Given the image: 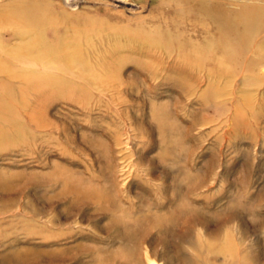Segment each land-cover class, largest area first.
I'll return each instance as SVG.
<instances>
[{
	"label": "rangeland",
	"instance_id": "374dc122",
	"mask_svg": "<svg viewBox=\"0 0 264 264\" xmlns=\"http://www.w3.org/2000/svg\"><path fill=\"white\" fill-rule=\"evenodd\" d=\"M219 1L264 7L0 0V264H264V26L217 61ZM39 12L102 27L75 68L16 63Z\"/></svg>",
	"mask_w": 264,
	"mask_h": 264
},
{
	"label": "bare ground",
	"instance_id": "6f19581e",
	"mask_svg": "<svg viewBox=\"0 0 264 264\" xmlns=\"http://www.w3.org/2000/svg\"><path fill=\"white\" fill-rule=\"evenodd\" d=\"M225 4V2L219 1L210 5L208 13L214 22V38L204 43L205 50L209 54L215 46L220 47L219 52H216V60L219 62L229 58L235 60L238 54L243 56L249 43L253 40L252 36L254 37L255 34L259 33L264 26V7H261V5L241 4L238 10H231ZM41 12L38 13L35 20L26 26L27 30L25 32L30 38L23 42L25 52L19 58H16V63L27 69L31 68L33 76L39 74V78H44L49 76L53 70L60 69L57 71V73H60L64 67L75 68L76 65H72L74 64H71L72 61L60 64L61 59L65 58L66 54L71 51L67 50L69 49L67 46L70 45L71 48L75 47L77 49L81 48L80 46L83 44L91 46L92 39L96 36V29H102V27H99L98 23L95 27H92L87 22L75 23L70 19L49 21L44 18L41 19ZM47 31H51L53 34L51 39L47 38ZM122 32L125 33L123 30ZM193 50L197 51L196 46L193 47ZM9 58V56L5 57L4 61ZM254 62L255 59L252 58L249 64H254ZM12 76L16 77V74Z\"/></svg>",
	"mask_w": 264,
	"mask_h": 264
}]
</instances>
